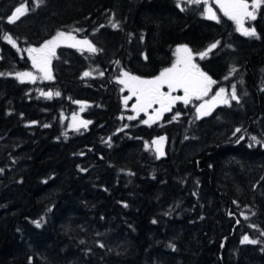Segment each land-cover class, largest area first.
<instances>
[{"label": "trees", "instance_id": "16d2710c", "mask_svg": "<svg viewBox=\"0 0 264 264\" xmlns=\"http://www.w3.org/2000/svg\"><path fill=\"white\" fill-rule=\"evenodd\" d=\"M22 4L30 10L9 22ZM203 9L0 0V264H264V5L253 37ZM59 30L98 51L61 44L51 79L16 78L32 67L25 49ZM217 41L197 62L237 100L199 119L195 100L151 124L122 119L117 72L153 77L177 44L199 53ZM73 112L91 123L69 127Z\"/></svg>", "mask_w": 264, "mask_h": 264}, {"label": "snow or ice", "instance_id": "6c2138e0", "mask_svg": "<svg viewBox=\"0 0 264 264\" xmlns=\"http://www.w3.org/2000/svg\"><path fill=\"white\" fill-rule=\"evenodd\" d=\"M39 2L42 3L43 0H39ZM187 2L197 5L203 3L205 5L203 15H205L208 19H218L212 8L208 6V0H187ZM217 3L223 14L229 19L235 21L237 31L248 37L257 35L254 28L244 27V21L245 19H256V13L261 8V6L264 5V0H251V3H249V0H217ZM177 7H180L179 0H177ZM29 10L30 9H28L26 5L22 4L20 7H17L15 9L11 16L8 17L9 22H14L19 18V16L24 15ZM181 10L184 9L182 8ZM112 27L116 28L118 27V25L116 23H113ZM77 31L80 30L77 29ZM4 38L8 41V43L12 44L13 47L16 46L15 40H13L10 36L5 35ZM61 38L74 39V37H72L70 33L58 32L56 36H54L49 41H45L44 44L39 48L30 47L26 50L32 57L33 66L40 68V70L45 73V78L47 79H51V76L47 70V63L49 62L48 58L51 55H54L57 41H59ZM219 43L220 42L217 41L211 44L205 52L199 53L201 58L206 56L212 49L216 48L217 44ZM76 44L86 46L89 52L98 51V49L95 48L87 39L76 41ZM73 46L76 45L74 44ZM176 52L178 54L177 60L172 65V67L163 69L158 76L152 79H142L140 77L130 75L126 71H122L121 76L117 78L118 82L128 88L131 95L136 97L137 103L133 105V109L135 111L146 112L149 108L152 107L153 104L160 105V108L155 110L154 116H150L148 120L142 121L145 124H151L155 120H158L164 112L170 111L171 105L178 100H182L185 104H188L193 96H195L197 99L206 96L211 88V85L216 83V81L212 80V78L209 77L206 73L202 72L197 67V65L192 63V53L186 45L178 46ZM234 71H236V69L232 68L229 74ZM0 75H3V73H0ZM16 75L21 78V80H23V78L32 80L35 79V77H33L30 72L17 73ZM83 75L89 76L90 73L86 71ZM225 79H227V77H225ZM165 84L168 87L167 93L161 91V87ZM178 88L183 89V96L170 95L173 90ZM42 94L49 95L48 93ZM56 94L59 95V93ZM124 99L126 103L127 100L130 99V97L126 96ZM237 99L238 97L236 95L235 85H233L231 100ZM217 104H229V99L225 96L224 88H219V90L216 92V95L213 96L211 100L205 101L203 104L197 107V119H199L201 116L209 115L211 110ZM73 118L75 119V116ZM129 119H134V117H129ZM173 119H176V117L174 116ZM89 123H91V121H80V125H82L83 127H87ZM45 127H47V125H45ZM125 127H127V125H125ZM236 131L239 132L240 129H237ZM164 139V137H159L152 142L157 146L156 151L160 155H163L160 144ZM241 139H243V137H241ZM253 139H255V137H253ZM36 223L39 226L38 222ZM261 234L264 235V232H262ZM246 242L253 244L257 243L256 240H249L248 236L245 235L242 238L241 243Z\"/></svg>", "mask_w": 264, "mask_h": 264}, {"label": "rangeland", "instance_id": "374dc122", "mask_svg": "<svg viewBox=\"0 0 264 264\" xmlns=\"http://www.w3.org/2000/svg\"><path fill=\"white\" fill-rule=\"evenodd\" d=\"M182 1H184V0H179L180 4H182ZM249 3H251V0H249ZM208 6H210V7L212 8L213 12H215V14H216L217 17H218V15H219L220 13L223 14V12L220 10V8H219V6H218L217 0H208ZM204 10H205V5H204L203 13H204ZM249 10H251V9H249ZM257 13H258V11H257ZM257 13H256V15H257ZM250 20H251V19H245V21H244V27H245V28H253V27L251 26V24L249 23ZM234 22H235V21H234ZM235 25H236V23H235ZM236 27H237V26H236ZM58 32L70 33L71 36L74 37V39H64V38H61L59 41H57V45H56V47H55V51H56V48H57L59 45H61V44H70V45H74V44H75L76 47H78V48H80V49H87L86 46H81V45L76 44V41H82V40H84L85 38H82V37H80V36H77L73 31L59 30V31H57L56 33H54L52 36H50V37H48L47 39L43 40L41 43H39V44H37V45L29 46V47H27V48L25 49L26 54H27V55L29 56V58H30V62H31L32 67L29 68V69L19 70V71L14 72L13 75H14L16 78H18V79L21 80V78H19L16 74H17V73H24V72H30V73L32 74V76L35 77V79L38 78L39 76H40L41 78H45V73L42 72V71L40 70V68H38V67H34V66H33L32 57L29 55V53H28L26 50H27L28 48H30V47H31V48H39L41 45L44 44L45 41H49V40H51L54 36H56V34H57ZM182 45H186V44L181 43V44H177V45L174 47V50H173V59H172L171 63H170L169 65L165 66L164 68H162V69L158 72V74H156L154 77L158 76L159 73H160L163 69L172 67V65H173V64L176 62V60H177V55H178V54H177V52H176V49H177L178 46H182ZM186 46L190 49V47H189L188 45H186ZM190 50H191V49H190ZM203 52H204V51H203ZM191 53H192V63L195 64V65H197V67L202 71V69L200 68V66H199V64H198V62H197V58H196V57H201V56L199 55V53H201V52H199V53H194V52L191 50ZM54 54H55V52H54ZM33 55H34V54H33ZM181 55H183V54H181ZM52 56H53V55H51V56L48 58V59H49V62L47 63V70H48V73L50 74L51 77H52V68H51V60H52ZM122 71H126V72H128L130 75L135 76L134 74L130 73V72L127 71V70H120V71L117 72L116 75H115V80H116L117 82H118V79H117V78L121 76V72H122ZM35 79H34V80H35ZM45 79H47V78H45ZM146 79H147V78H146ZM23 80H32V79L23 78ZM118 83H119V82H118ZM119 85H120V89H121V100H122V111H121V113H120V116L122 117V119L126 120V119H129V117H134V118H139L141 121H145V120H148L150 116H154V114H155V110H151L150 108H149L146 112H137V111H135V110L133 109V105H135V104L137 103V99H136V97H135V96H132L131 93H130V91H129V89L126 88L123 84H120V83H119ZM212 85H213V84H212ZM212 85H211V87H212ZM162 88H163L166 92H168V87H167L166 84L163 85ZM219 88H224V89H225V96H226V97L229 99V101H230V100H231L232 91H233V88H232V87L220 86V87L215 88V89H213V90L210 88V90H209V92H208V94H207L206 96H203V97L200 98V99H197L195 96H193V97L191 98L190 102H193V101L195 100V107H194L195 112H196L197 107H199V106H200L201 104H203L205 101L211 100L212 97L216 95V92L219 90ZM44 93H50V92H49V91H45ZM170 94H171L172 96H183V95H184V91H183L182 88H178V89L173 90ZM126 96L130 97V99H128L127 102L125 103V99H124V98H125ZM179 102H180V103H183V105H185V103H184L182 100H178V101H176L174 104H172V105H173L172 107L177 106ZM217 105H218V104H217ZM154 107H155V104L152 105V108H154ZM170 111H171V110H170ZM170 111H168V112H166V113H163V114L160 116V118H159L158 120H155L154 122H156V121H160V120H161L163 117H165V115H166L167 113H169ZM196 114H197V113H196ZM170 115H171V116H176L177 114H175V113H170ZM74 116H75V119L73 118ZM80 121H84L83 118L80 116V112H73V113H71V114L68 115V126H69V127H72V128H78V127H81L82 125H80ZM154 122H152V123H154ZM159 137H164V136H159ZM159 137H156V138H154L153 140H156V139H158ZM153 140H152L151 142H153ZM163 145H164V140H163V141L161 142V144H160V147H161V150H162V151H163V148H164ZM152 146H153V148L156 150V147H157V146L154 145L153 143H152ZM157 153H158V152H157ZM158 154H159V153H158Z\"/></svg>", "mask_w": 264, "mask_h": 264}, {"label": "flooded vegetation", "instance_id": "af4514ba", "mask_svg": "<svg viewBox=\"0 0 264 264\" xmlns=\"http://www.w3.org/2000/svg\"><path fill=\"white\" fill-rule=\"evenodd\" d=\"M152 78H154V77H149V78H147V79H152ZM142 79H146V78H142ZM161 91H163V92H166L162 87H161ZM167 93V92H166ZM171 95V94H170ZM172 106L173 105H171V108H172ZM160 108V105L159 104H155V107L154 108H150L151 110H156V109H159ZM171 108H170V110H171ZM164 113H166V112H164ZM155 115V114H154Z\"/></svg>", "mask_w": 264, "mask_h": 264}]
</instances>
